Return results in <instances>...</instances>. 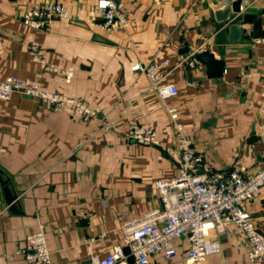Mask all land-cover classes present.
<instances>
[{
	"label": "crops",
	"instance_id": "crops-1",
	"mask_svg": "<svg viewBox=\"0 0 264 264\" xmlns=\"http://www.w3.org/2000/svg\"><path fill=\"white\" fill-rule=\"evenodd\" d=\"M117 1L130 23L108 32L98 26L96 0H0V80H36L98 110L91 120L16 92L0 99V173L16 195L8 204L0 183V264H31L16 250L40 227L49 264H89L92 254L104 255L120 240L119 215L142 216L159 207L154 180L173 178L179 167L164 155L178 148L169 107L177 109L205 164L249 176L263 163L264 0H241L246 33L236 42L215 18V3L221 9L227 0ZM50 2L62 4L67 17L52 18L42 30L21 22L35 3ZM33 40L60 66L58 73L42 70L28 55ZM205 49L224 61L222 76L209 77L200 62L177 66L165 78L178 87L173 98H158L145 74L131 69L164 58L175 63ZM65 69L73 72L69 82ZM132 123L151 126L164 153L130 140ZM243 209L264 236V186ZM216 237L222 250L206 264H264L248 261L246 235L235 224ZM175 246L174 258L153 254L148 264H185V238Z\"/></svg>",
	"mask_w": 264,
	"mask_h": 264
},
{
	"label": "built area",
	"instance_id": "built-area-1",
	"mask_svg": "<svg viewBox=\"0 0 264 264\" xmlns=\"http://www.w3.org/2000/svg\"><path fill=\"white\" fill-rule=\"evenodd\" d=\"M94 12L99 18L98 26L105 31L117 32L129 26V18L117 0H96ZM54 17H67V10L62 4L35 3L23 12L21 22L28 28L42 30ZM27 52L42 70L60 71V66L42 56L37 40L30 42ZM197 64L199 61L192 52L179 56L175 63L164 58L147 64L136 63L131 69L143 72L157 97L165 100L178 94L177 85L165 79L171 70L181 65L194 67ZM72 74L71 69L63 70L64 81L69 82ZM262 88L264 94V82ZM15 92L36 98L55 112L69 107L91 120L98 114V110L82 98L44 89L36 80L17 76L0 80L1 100H9ZM167 112L176 131L178 148H170L166 152L178 162L177 174L168 180H154L161 201L159 207L142 216H118L120 240L106 254H92L89 264H128L129 258L133 259L134 264H148L153 254L172 259L177 255L175 242L181 238H185L187 243L185 264H206L209 256L221 252V242L216 235L225 232L229 224H235L244 231L248 261H263L264 236L258 232L253 217L243 209V204L264 186V160L249 176L237 169L216 170L203 162L201 154L185 136L177 109L169 107ZM126 136L141 145L158 143L155 130L148 125L132 123ZM262 140L264 142V136ZM16 254L31 264H49L50 252L44 229L40 227L27 234L24 245L16 250Z\"/></svg>",
	"mask_w": 264,
	"mask_h": 264
},
{
	"label": "water",
	"instance_id": "water-1",
	"mask_svg": "<svg viewBox=\"0 0 264 264\" xmlns=\"http://www.w3.org/2000/svg\"><path fill=\"white\" fill-rule=\"evenodd\" d=\"M215 7V18L219 22V30L226 29L229 42L238 41L241 36L246 33V30L242 27V17L244 16V12L240 8L241 0H227L221 9L217 8L215 3ZM257 24L258 23H255L253 26V36L255 35L254 31ZM221 41L222 40L219 39V42ZM183 52L186 53L188 50L184 49ZM195 58L206 66L207 75L209 77L222 76L224 72V61L216 59L210 50L205 49L195 53ZM155 147L164 153L162 148L157 145H155ZM164 155L167 156L168 153L165 152ZM0 183L3 185V191L6 196L7 203L12 205L16 195L12 192L11 185L3 173H0Z\"/></svg>",
	"mask_w": 264,
	"mask_h": 264
}]
</instances>
